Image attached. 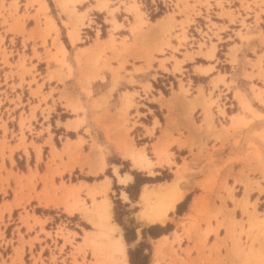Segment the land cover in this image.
I'll return each instance as SVG.
<instances>
[{
    "label": "crops",
    "instance_id": "1",
    "mask_svg": "<svg viewBox=\"0 0 264 264\" xmlns=\"http://www.w3.org/2000/svg\"><path fill=\"white\" fill-rule=\"evenodd\" d=\"M10 1L4 0V6H7ZM87 1L89 4L85 7L90 8V12L103 14L104 9L98 10L94 8L96 5L94 1ZM205 1H207V4L204 3ZM147 2L151 5V0ZM173 2L175 4L176 0ZM25 3L26 0H18L17 14H26L27 12L29 15L24 19V29L27 31L35 25L32 14L35 13L34 9L37 6L33 5L25 9ZM129 3H131V0H110L108 7L118 8L114 16L119 23L116 16L119 14L122 19L120 22L124 26L118 36L120 39L123 36L127 39L124 42L116 39V44L114 43L112 46L109 44L110 48L115 49L105 48V53L101 54V59L97 61V51L103 45L100 41L105 40L107 37H101L97 42V37L92 36L91 40L81 42L77 40L76 34L71 33L69 39V27L63 25L65 28L64 36L67 37V43L65 44L61 39L63 27L61 28L57 24L53 15L50 14L51 10L47 0H44L41 6L46 10L47 15L52 18L57 28L56 34L59 43H57L56 48L61 56H65V62L67 63V66L62 68L63 72L68 73L63 81L59 80L56 74L52 78L47 77L48 63L43 56L44 50L38 48L37 51L42 54L41 58L34 57L32 50L34 42L27 40L25 47L30 49L24 51L23 36L8 30L10 25L14 26V22L9 20L8 24H2V17H0V34L4 36L6 45H10V38H15L14 53L9 58L12 66L0 65L2 74L9 71L14 72V74L8 76L6 83L1 86L0 91H3L5 95H2L4 100L0 106V113L3 115L2 118L6 121L8 129H11L9 122L13 125L14 135L11 136L12 140L9 144L14 146L22 143L20 138L23 134L28 152L27 155L21 145L15 147L12 154L16 153L20 158H24L27 168L19 173L13 166L10 167L17 175H27L29 173L26 178L31 180L33 175L36 174V171H34L36 163L47 161L43 157L45 147L47 150L46 159L49 157L45 176L48 174L52 176L55 170L52 164L55 161L58 163L57 159L62 157L65 162L63 171H57L59 175L55 174L53 177L54 188L58 189L54 196L50 181L46 185L48 196L46 192H39L43 188L41 180H37L35 192H30L28 195L26 194L27 189L18 190L15 185L16 177L9 180L10 191L6 188L4 193L0 184V212L3 224H5V228L0 225L4 235L3 238L0 235V241L8 239L5 232L8 225V228L19 227L25 240L34 238L36 234L38 235L41 241H33L34 246L36 243H39V246L43 248L45 245H49L52 250L51 245L54 241L57 242V248L64 243L63 254L59 256L65 258L67 264H70L71 261L68 257V251H71L72 248L69 246L70 243L64 240V235L68 234L71 237L72 234H75L74 241L76 243L91 247L89 239L97 240V204L103 202L105 198H109L108 191L112 186L111 176L104 174L105 169L110 166L104 152L103 157L98 153L97 145H102L101 147L104 148H107V146L113 147L119 158L129 160L130 169L144 171L148 175H151L149 170L155 173L156 169L170 168L173 174L176 172V176L171 179L170 183L181 175L178 170L187 169L184 172L187 181L177 184L181 197L175 202L174 207L166 213L163 223L146 220L148 224H165L167 220H172L177 227L178 223L183 220L182 226L186 227L188 224L203 221L199 214L204 207L219 205L224 207L226 205L227 208H230L232 206L230 193L226 189L223 178L226 179L228 186L234 184L237 191L244 190L243 186L231 177L234 174L238 179H244L247 176L259 180L263 190L259 191L254 188L250 193V198L258 197L260 203L264 202V56L262 58V70L257 63V56L264 52V0H181L178 6L173 9L176 13L175 19L183 20L189 15L193 22L188 28H194L195 32H189L188 30V39L181 43L176 51H172L167 47H163L162 51H158L159 42L153 43L149 38V34L134 35L138 31L130 32V26L134 22L137 23V20L133 13L125 10V6ZM185 3L188 4L187 9L178 13L177 9H184ZM196 11L200 13H196ZM6 13L7 11H4L3 15H6ZM61 20L64 21L62 16ZM152 21L148 19V23L152 24ZM147 26L148 24H145L144 27ZM156 29L159 30V28ZM238 31L241 35L237 34ZM200 42H205V46L201 48V53H197ZM171 43L174 46L177 45L174 40H171ZM211 43L215 44L213 50L209 48ZM47 44L48 46L51 44L50 38L47 39ZM36 45L40 44L37 42ZM232 47H234V53L230 50ZM221 48H224V50L220 51L221 56L219 57L218 51ZM23 51L27 57L22 67V59L19 55ZM186 51L192 52L193 58H185L184 53ZM207 52L210 53V57L203 55ZM104 56L109 58L107 59ZM114 57L125 58L126 61H124L121 68H118L119 60ZM173 57L182 60L179 64L180 71L174 70L175 60ZM106 60H109L111 70L104 67ZM28 68H31L30 71H28ZM57 68L58 66L54 62L49 63L50 70ZM117 68L119 75L112 88L115 78L113 72ZM203 69L208 70L203 71ZM172 76L176 79L180 78L184 88L188 87L189 95L186 98L190 102L185 104V107L191 105L190 110H193V115L198 117V123L202 124L201 128L192 130L190 138L194 140V146L191 150L188 146L179 144L189 134L181 126L183 98L181 95L172 97V90L166 84L170 81L168 78ZM130 79L133 81H130ZM156 83L166 87L168 93L164 94L161 87ZM11 84L14 85L13 89ZM63 85H68L67 91H70L69 94L74 93V97L70 98L71 100H74L75 97L79 100V103L76 100L74 110L79 107H82L83 110H78L75 114L72 108L68 106L70 100L68 95L61 97L60 90ZM171 89L178 92V81ZM130 94H133L131 98ZM18 96L21 97L20 102L16 100ZM120 98H122L123 106L120 107L119 113L121 116H125L127 113V117H129L127 119V126L130 128L129 135L133 130H136L137 138L142 139V141L139 146L136 145L134 143L135 134H133L134 147L132 148L130 141H127L126 145L121 143L117 150L114 140L107 141L105 138L101 144H97L94 136L97 132L103 133L102 126L104 122L108 121L112 127L119 121ZM11 99L14 101L12 102ZM113 100H115L114 103H112ZM211 101L214 102L211 103ZM154 109L161 111L162 121L155 114ZM64 113H68L70 116L65 117L62 115ZM209 113H212V119L208 117ZM166 115L173 119L172 123L168 124ZM12 118L13 120H11ZM202 120L203 123H201ZM212 121L215 128L211 125ZM69 123L72 125L69 126ZM53 128L60 130V134H56L52 130ZM178 130L181 131V135L177 133ZM168 133H171L173 137H179L180 140L170 146L173 156L168 158L169 161H166L163 159L162 152L167 147L164 146V142ZM55 135L58 136L59 147L55 143ZM6 137L9 138V135L6 134ZM129 137L131 138V136ZM170 139L169 136L168 140ZM199 146H201L200 150ZM30 151L33 153L34 162L32 164L28 160L32 156ZM53 151H55V155L52 154ZM82 151L89 152L85 153L83 158H79L78 156ZM148 152L151 154L148 155ZM140 154H143L145 158L148 157L152 162V167L149 170L141 169L135 163L137 158L138 163L145 164L144 161L146 160H140ZM52 158L53 162L51 161ZM172 160L174 163H172ZM118 166L119 164L114 163L111 167L116 182L127 185V182L130 183L133 180V175L129 171L120 172ZM28 167L31 172H29ZM114 167L118 171L116 174L120 177L128 176L126 183L118 181L114 173ZM6 168L9 167L6 165ZM76 170H82L89 177L100 176V174L103 176L92 180L86 178L68 180ZM38 173H41L39 169ZM61 173L62 177H65V182L57 181ZM206 179L210 181L216 179L217 183L222 185L212 187L211 182H204ZM23 181L24 179L21 180V182ZM62 182L64 185H62ZM155 185V183H143L138 199L134 203L139 205V201L144 194L156 190ZM151 186L153 189H151ZM14 188L17 190L16 193L13 192ZM121 192L126 196V199L123 200L129 201L127 192L124 190H121ZM121 192L120 197H122ZM6 194L8 196H5ZM186 195H189L186 208L181 213H174L173 216L169 215ZM231 195L236 196V198L239 197L235 192ZM220 197L224 199L223 202H221ZM41 206L49 210H60L59 214H64L65 218L76 216V221L80 224L77 223L74 227H70L59 221L55 222L54 225H49L51 214L35 211L36 207ZM140 210L142 208L139 209L138 213ZM110 212L109 223L113 225L111 223L112 202L110 203ZM13 213L15 215L12 222L7 221ZM38 218L40 221L45 220L44 223H34ZM26 221L28 224L34 223L30 230H27ZM114 226L117 232L120 226L118 224ZM201 227H203L202 224ZM59 228L62 230V235L57 233ZM173 231L151 239L155 243L153 242L154 248L149 264H154L155 259L161 255L157 251L163 252L165 240H172ZM212 234L209 233L208 238H211ZM114 237L121 238L124 241V237L119 234ZM42 242L45 244H42ZM185 245V239H182L180 247L184 248ZM187 245L190 246V244ZM23 248L24 252H29L27 243L24 244ZM174 248H177V243H174ZM91 249L85 248L86 264H95V259L91 257ZM31 251L34 256L39 252L38 249ZM48 255H43V257L48 258ZM190 255L195 256V253L191 251ZM181 256L185 259V255L182 254ZM5 260L8 262V259ZM125 260H127V257H125ZM78 261H80L79 258Z\"/></svg>",
    "mask_w": 264,
    "mask_h": 264
},
{
    "label": "rangeland",
    "instance_id": "2",
    "mask_svg": "<svg viewBox=\"0 0 264 264\" xmlns=\"http://www.w3.org/2000/svg\"><path fill=\"white\" fill-rule=\"evenodd\" d=\"M94 1L96 3L95 7L96 9H104L105 11L103 14H94L90 12V8H86L87 4L89 2L87 0H51L53 3V8L50 6V14L53 15L55 20L57 21V24L62 28V36L65 34V28L69 27V34L68 37L70 39V34H76L77 40L81 42L89 41L91 40L92 36L97 37V42L101 37H107L105 40L100 41L102 47L100 48L99 51H97V61L101 59V54L105 53V48L108 49H115V48H110L109 44L112 46L114 43L116 44V39H120L118 34L120 33V30L124 27L123 24L120 22L121 16L117 14V18L119 20V23L116 20V17L114 16L115 11L118 9L117 7H108L110 0H90ZM150 0H146L145 2H140L139 0H131V3L127 4L125 6V10L127 12L133 13L135 19L137 20V23L134 22L133 25L130 26V32H135L138 31V33L135 34H149V38L152 40V42H159V46L157 47L158 51H162L163 47L170 48L172 51H176L177 48L180 46L181 43H184L188 38H187V31L189 32H195V29L188 26L193 22V19H190V16L187 15L185 19L183 20H176L175 15L176 13L173 11L175 7L178 6V3L181 0H176V3L174 4V0H164L169 1V6L166 8L165 6H162L161 2L162 0H151V5L147 2ZM153 1L157 3V7H155ZM44 0H26L25 3V9L28 8L29 6L36 5L37 8L34 9L35 13L32 14V17L35 21V25L28 29L27 31L24 29V19L27 18L29 15L27 14H17V7H18V0H11L10 3H8L7 6H4V0H0V17H2V24H8V21H13L14 26L10 25L8 30L14 31L16 33H19L23 36L22 38V44H23V49L24 51L29 50L30 48H26V41L27 40H32L34 45L32 46L33 50V56L37 58H41V55L37 49H43V56L44 59L48 63V68H47V77L52 78L54 74L57 75L58 79L63 81L67 76L68 73L66 74L65 72L62 71V68L64 66H67V63L65 62V56H61L58 53V50L56 48L57 43H59L58 37H57V28L54 24V21L50 16L47 15V12L45 9L42 8L41 5H43ZM48 2V1H47ZM204 3L207 4V1ZM45 5V4H44ZM49 5V4H48ZM188 4L185 3L184 9H177L178 13H181L187 9ZM93 7V6H90ZM194 9V8H192ZM4 11H7L6 15L4 14ZM196 13H200L199 11H196ZM158 14L157 19L152 18V15ZM105 15V16H104ZM61 16L64 19V21L61 20ZM144 17V19H143ZM148 19L153 20L152 24L148 23ZM208 21V19H207ZM145 24H148L147 27H144ZM198 24V23H196ZM64 25V26H63ZM193 26V25H191ZM144 27V28H143ZM86 28V33L88 34V38L86 40H82V29ZM156 28H159L157 30ZM145 29V30H144ZM54 33V36H53ZM151 34V35H150ZM193 34V33H191ZM238 35H241L240 31L237 32ZM192 36V35H191ZM206 37V35H204ZM51 39V44H47V39ZM66 41L67 37L65 36ZM127 39V37H122L120 40L124 42ZM171 40H174L177 42V45L174 46L171 43ZM10 45L7 46L4 36L0 34V65H8L9 67L12 66V64L9 62V58L13 56L14 53V48H15V38L12 37L9 39ZM39 43L40 45H36V43ZM109 42V43H108ZM107 46V47H106ZM205 46V42H200L198 44L199 50L197 53H201V48ZM215 47L214 43H211L210 49L213 50ZM53 50V51H52ZM224 48L219 49L218 51V56H221V52L223 51ZM232 53H234V47L230 48ZM24 51L22 54L19 55V57L22 59L21 66H24V60L26 59L27 55L24 54ZM115 51V50H114ZM113 52V51H112ZM206 57H210V53H204ZM185 58H193V53L186 51L184 53ZM264 56V52L260 55H258L257 63L262 70V58ZM105 57V56H104ZM109 58V57H105ZM115 58V57H114ZM174 58V57H173ZM116 60H119V66L118 68H121L122 65L124 64L125 58L119 57L115 58ZM175 60V67L174 70H181L179 64L182 60ZM54 62L58 68L54 70L49 69V63ZM34 68V66H32ZM104 67L109 68L110 70L112 69L111 65L109 64V60L105 61ZM40 70H42L41 67H39ZM118 68L113 72L115 75L112 88L114 84L116 83V80L118 78ZM31 68H28V71H30ZM208 70V69H203V71ZM14 74V72L9 71L7 73L2 74V67L0 66V90L1 86L6 83L8 76ZM170 81L169 83H166L167 85L170 86V90H172V97L176 95H181L183 98V108L181 111V126L188 131L189 136L185 138L184 140L180 141L179 144L188 146L189 149L194 146V140L191 137L192 130H196L198 128L202 127V124L198 123V117L196 115H193V110H190L189 107H185V104L189 103L190 100L187 99V95H189V90L188 87L184 88V84L180 78L176 79L175 77H169L168 78ZM166 80V79H165ZM130 81H133L130 79ZM178 81V92L173 91L172 86L176 85V82ZM156 85L160 86L163 93L167 94L168 89L164 87L160 83H156ZM11 88H14V85L11 84ZM68 85H63V88L60 90L61 92V97H64L65 95H68V98L70 99L71 97H74V93L72 92L71 94L70 91H67ZM111 88V89H112ZM53 91V89H51ZM51 93V92H50ZM49 93V94H50ZM5 95L3 91H0V106L4 100L2 95ZM133 94H130V98L132 97ZM211 96V95H210ZM123 97V96H122ZM21 97H17V101L20 102ZM76 100H78L76 97L74 100H69L68 106L72 108V110L77 113L78 110H83L82 107H79L74 110V105H76ZM121 102V105L118 107V115H119V121L116 122L112 127L110 126L109 122L106 121L104 122L102 126V131L95 133V140H97V144H101V142L106 138L107 141L114 140V143L116 144V149H119V146L121 143L123 145L127 144V141H130V146L133 148L134 143L136 145H140L142 139L137 138V131L133 130L130 135V128L127 126V113L125 116L120 115V107H122V98L119 99ZM13 102L14 100L11 99ZM115 100L112 101L114 103ZM214 101H211V103ZM79 103V100H78ZM80 105V104H79ZM81 106V105H80ZM153 107V106H152ZM171 107V105H170ZM155 114L158 116L160 115L163 119V116L161 114L160 110H155ZM204 112V110H203ZM205 114V113H204ZM63 116H70L68 113L62 114ZM9 116V114H7ZM3 115L0 113V184H1V190L5 193L6 188L9 189V180L13 177H16V183L15 185L18 187V190L22 189H27L26 194L28 195L30 192H35L37 180H41L43 184V188L40 193L46 192L47 195V189L46 185L47 182L50 181L51 184V189L53 191V196L55 193L58 191L54 188L55 183H54V175L58 174L57 171H63L64 169V164L65 162L63 161L62 157L58 160V163L55 161L54 164H52V167L55 168V170L52 173V176L48 174L47 176L44 175V173L47 170V162L48 159H46L45 154L47 153L46 147L44 148V160H47L46 162L40 161L39 163H36V167L34 171H36L35 176L33 175V178L31 180H28L26 178L27 175H17L16 172L12 171V168L10 166H13L16 171H24L27 166L25 165V160L24 158H20L16 153L13 155L12 152L15 147H19L20 145L24 148L26 154L28 155V152L26 150L27 144L24 143L25 137L22 134L21 135V142L20 144H16L14 146H11L9 142L12 140L11 136H13V130H12V123L9 122L11 129L7 128L6 121L3 120ZM211 119L213 117L212 113H209V116ZM10 118V116H9ZM166 118L168 119V124L173 122V119L166 115ZM13 120V118L11 119ZM170 120V121H169ZM204 121L202 120L201 123ZM22 123V122H21ZM71 126L72 124H68ZM212 127L215 128V125L212 121L211 123ZM129 128V129H128ZM56 134H60V130L58 129H52ZM163 133V130H162ZM179 135H181V131L178 130L177 132ZM210 133V131H209ZM6 134L9 135V138L6 137ZM135 134L134 138L132 135ZM131 136V138L129 136ZM171 137L170 140H168V137ZM167 139L164 142V146L166 147V150L162 152L163 154V159L166 161H169L168 158L173 156V152L170 150V146L175 143L177 140H180L179 137H173L171 136V133L167 134ZM132 139L134 143L132 142ZM55 143L59 147V139L58 136L55 135ZM92 143H94L92 141ZM129 145V144H128ZM102 146V145H101ZM100 145H97V151L100 154L101 157L105 155L107 163L110 167H107L104 171V174L106 176H111L112 178V186L111 189L108 191V197L110 198H105V200L101 203H105L106 207L110 209V203L112 202V221L111 225L109 223L110 220V215L100 213L97 214V240L93 241L89 239L91 243V247L89 245H81L80 243H76L74 241V235L72 234L71 237L67 235H64L63 238L65 241H68L69 246L72 248L71 251L69 252V259L70 264H86V253H85V248H90L91 249V257L95 259L94 263L95 264H121L120 259L117 257H113L111 254V248H110V243L114 242L117 238L114 236H118L124 234V231L126 228L127 230H131V228H135V234H136V239L134 241H131L130 243L125 242V249H126V257L127 261L129 262V250L132 251V256L133 259L137 262L142 259V257L145 255L147 257V261L149 264L151 254L153 252V242L155 241L151 240L153 237L149 234H146L145 237H142L141 229L142 228H147L150 225L158 224L161 227L165 226L166 223H170L171 228L170 231H173V237L172 240H165L164 250L162 253L157 251L158 254H161L158 256L154 264H158V261L160 260L161 264H264V202L260 203L258 200V197H253L250 198V193L251 191L256 188L259 191H262L263 188H261L259 184V180L253 179L250 177L245 176L244 179H238V177L234 174L231 175V177L234 179L235 182H239L244 190H236L234 188V184L231 186H228L226 183V179L223 178L225 181V186L226 189L230 193V199L232 202V206L230 208H227L226 205L224 207L219 206H213V207H204L201 211L199 216L202 217L203 221L200 222H195V224H188L186 227L182 226L183 220L178 223L177 227L176 225L172 222V220H167L165 224H159V223H153V224H148L146 223V215L147 212L150 210L154 204H156V197L151 194L149 196V200L145 199L143 200L140 199L139 205L134 203L138 199V195L136 199H132L129 194V201H124L123 199H126V196L123 195L124 193L121 192V190H124L126 192V187L129 184H132L134 182V176L133 180L127 185H121L118 184L116 181V178L114 177L112 173V164L116 163L119 164L118 170L120 172L123 171H135L138 176V181H141L144 179V177H151L152 180L154 177L157 176L159 179H163L161 181H155V182H149V184L155 183L157 188L161 187H166L173 185L174 183L177 185L178 183L186 182L187 179L184 177V172L187 170L186 168L178 170L181 175L177 176L176 179L173 180L172 183L171 179L176 176L175 174L172 173L170 168H165V169H154L155 173L152 172V170H149L150 167H152V162L148 157L145 158L146 161H144V165L142 163H138L137 158L135 159V163L140 167L141 169H148L149 173L151 175L146 174L144 171L136 170V169H130L129 165L130 162L129 160H123L119 158L116 154V151L113 150V147L107 146V148L101 147ZM37 147V146H36ZM201 146H199L200 150ZM90 150V149H89ZM31 152V157L29 160L30 164L34 162L33 160V153ZM89 151H82L78 156L79 158H83V155L85 153H88ZM104 152V155H103ZM106 152V153H105ZM52 154L55 155V151L52 152ZM107 154V156H106ZM148 155L151 153L148 152ZM8 158V160H7ZM152 158V157H151ZM6 159V161H4ZM39 160V159H37ZM53 162V158L51 159ZM149 161V162H148ZM172 163L174 161L172 160ZM171 163V164H172ZM6 165L9 168H6ZM33 166V165H32ZM63 166V167H62ZM59 167H62L61 169ZM178 167V166H177ZM30 170V168L28 167ZM38 169L41 172L40 174L38 173ZM114 173L117 176L116 173L118 171L114 167ZM49 171V170H48ZM3 172L4 174L2 175ZM31 172V170L29 171ZM132 174V173H131ZM59 175V174H58ZM133 175V174H132ZM103 175L100 174L96 175L94 177H89L86 174L83 173L82 170H76L73 172V174L70 176L68 180H76L77 178H100ZM118 178V176H117ZM24 179L23 182L21 180ZM210 179V178H209ZM209 179H206L204 182H211L212 187L216 185H222L217 183L216 179H212L211 181ZM57 181L65 182V177H62L61 175L58 177ZM129 181V180H128ZM159 182V183H156ZM13 183L11 182V185ZM113 184L116 186L114 187ZM62 185L64 183L62 182ZM210 187V189H212ZM137 186H130L128 187V190L132 193L135 194L137 192ZM141 189V185L139 187V192ZM151 189L152 186H151ZM156 189V188H155ZM14 193L17 192L16 188L13 190ZM120 192L122 197H120ZM233 192L237 194L239 197L236 198L234 197ZM151 193V192H147ZM5 196H8L7 194ZM48 196V195H47ZM186 197V196H185ZM222 200H224L222 197ZM151 199V200H150ZM36 202V201H35ZM84 203V201L82 200ZM147 202V203H146ZM188 202V201H187ZM148 204V205H147ZM186 204L181 205V210L186 208ZM208 204V202H206ZM152 205V206H151ZM150 207V208H149ZM185 207V208H184ZM140 212L138 213L139 209ZM224 208V209H223ZM44 209V210H43ZM149 209V210H148ZM145 210V211H144ZM35 211L40 213L44 212L45 214L50 213L51 215L49 216L50 222L49 225H54L55 222L62 221L64 225L74 227L75 224H80L77 220V217H68L65 218L64 214H59L60 210H49L41 207H36ZM143 212V213H142ZM58 213V214H54ZM174 213H177V210L175 209L174 211H171L169 215H174ZM111 214V213H110ZM14 213L13 215L8 217L7 221L12 222L14 218ZM141 215V217H140ZM231 215V216H230ZM143 217V218H142ZM45 220H41L38 218L34 223H39L42 224L44 223ZM148 221V220H147ZM28 224L26 221L27 225V230H30L33 224ZM72 223V224H71ZM119 223H122L124 226L120 225ZM115 224H118L120 226V229L116 232L115 229ZM201 224L203 227H201ZM0 225L2 228H5V224H3L2 217H1V212H0ZM14 225V224H13ZM9 226V225H8ZM6 227L5 232L8 236V239L5 241H0V264H67L66 259L63 258L62 256H59L60 254H63L64 251V243H62L58 248L56 247L57 242L54 241L53 245H51L52 250L49 245H45V251L43 252V247L39 246V243H36L35 246L33 245V241H41L40 238H38V235L36 234L34 238L32 239H24L23 233H21L19 227ZM122 230V233H121ZM158 231V230H157ZM169 232V231H168ZM167 232V233H168ZM58 234L62 235V230L59 228L57 231ZM69 233V232H68ZM213 233L211 238H208V234ZM50 233L48 232V235ZM71 234V232H70ZM132 235V231L129 233ZM0 235L1 238L4 237L2 230L0 229ZM15 238H17L15 240ZM121 239V238H118ZM124 239V238H123ZM182 239H185V247L181 248L180 243ZM28 244L29 252L26 251L24 252V244ZM174 243H177V248H174ZM18 244V245H17ZM42 244H45L42 242ZM187 244H190L188 246ZM140 245V251L135 252L134 249L136 247H139ZM38 249L39 252L36 254V256L33 255L31 250ZM178 250V253H177ZM191 251L195 253V256H191ZM56 252V253H55ZM49 254L48 258H44L43 255ZM58 254V256H57ZM185 255V259L181 255ZM81 257V258H80ZM78 258L80 261H78ZM5 259H8V262H6ZM119 261H118V260ZM47 261V263H45ZM139 263V262H138ZM159 263V264H160ZM130 264V262H129Z\"/></svg>",
    "mask_w": 264,
    "mask_h": 264
},
{
    "label": "bare ground",
    "instance_id": "3",
    "mask_svg": "<svg viewBox=\"0 0 264 264\" xmlns=\"http://www.w3.org/2000/svg\"><path fill=\"white\" fill-rule=\"evenodd\" d=\"M73 40V38H72ZM207 71V70H205ZM140 160L144 159L145 157L143 154H140ZM149 162V161H148ZM118 181L120 183H126L128 176L120 177L118 174ZM98 192V190H97ZM150 194H144L143 200H149V196L153 194L156 197V204L150 208V210L147 212L146 219L148 221H159L163 223L164 219L166 218V213L172 209L175 205V202L180 199L181 195L178 190L177 185L174 183L173 185L156 188V190H151ZM125 195V194H123ZM151 197V196H150ZM151 200V199H150ZM147 203V202H146ZM148 205V204H147ZM145 211V210H144ZM104 213L110 215V209L106 207L105 203H99L97 204V214ZM143 213V212H142ZM141 217V215H140ZM143 218V217H142ZM111 248V254L115 258H119L121 261V264H129L127 260H125L126 257V249L125 244L122 239H116L114 242L110 243ZM118 260V259H117ZM119 261V260H118Z\"/></svg>",
    "mask_w": 264,
    "mask_h": 264
},
{
    "label": "trees",
    "instance_id": "4",
    "mask_svg": "<svg viewBox=\"0 0 264 264\" xmlns=\"http://www.w3.org/2000/svg\"><path fill=\"white\" fill-rule=\"evenodd\" d=\"M48 1V4L51 8H53V3L51 2V0H47ZM158 14L156 15H152L151 17L152 18H155L157 17ZM62 40L63 42L66 44L67 41H66V38L65 36L63 35L62 37ZM159 119L162 121V117L160 115H158ZM131 173L133 174L134 176V182L132 184H128L127 187H126V192L129 194V196L132 198V199H136L137 195L139 194V187L140 185H142L143 183H146V182H155V181H161L163 179H159L156 177H154L153 179H155L154 181L152 180L151 177H144V179H142L141 181H138V176H137V173L135 171H131ZM88 180H92L93 178H87ZM137 186V192L135 194H132L129 190H128V187L130 186ZM113 186L115 187L116 185L113 184ZM189 200V195H186V197L183 199L182 202H180L179 204H177L176 206V210H177V213H181L183 211V209L181 210V205L187 203V201ZM185 208V207H184ZM120 225L124 226L122 223H119ZM171 226L170 223H166L165 226H160L158 224H154V225H150L148 226L147 228H142L141 229V233H142V237L144 238L146 234H149L151 235L153 238H156L158 237L159 235L163 234V233H167L168 231L171 230V228L169 227ZM125 231H124V234H123V237H124V240L125 242L127 243H130L131 241H134L136 239V234H135V228H131V230H127L126 228H124ZM158 230V231H157ZM132 231V235H130L129 233ZM135 252H139L140 251V245L139 247H136L134 249ZM129 254V262L130 264H147L148 261H147V257L144 255L142 257V259L140 261H135L133 259V256H132V251L129 250L128 252ZM139 262V263H138Z\"/></svg>",
    "mask_w": 264,
    "mask_h": 264
},
{
    "label": "built area",
    "instance_id": "5",
    "mask_svg": "<svg viewBox=\"0 0 264 264\" xmlns=\"http://www.w3.org/2000/svg\"><path fill=\"white\" fill-rule=\"evenodd\" d=\"M139 1L142 3V2H145L146 0H139ZM159 2H161L162 6H165L166 8L170 5L169 1L165 2L164 0H162V1H159ZM153 3L155 5V7H157V3L155 1H153ZM82 32H83V33H81L82 34L81 35L82 36V40H86L88 38V34L86 33V28H83Z\"/></svg>",
    "mask_w": 264,
    "mask_h": 264
}]
</instances>
